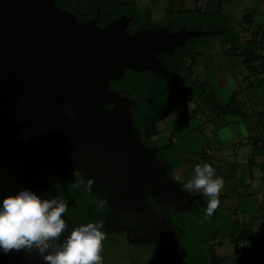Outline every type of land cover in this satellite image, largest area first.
I'll return each mask as SVG.
<instances>
[{"label":"water","instance_id":"95a60500","mask_svg":"<svg viewBox=\"0 0 264 264\" xmlns=\"http://www.w3.org/2000/svg\"><path fill=\"white\" fill-rule=\"evenodd\" d=\"M99 17L80 21L56 0H0V199L23 187L51 199L57 182L77 171L109 205L110 229L152 242L159 264H186L165 210L189 209L196 196L187 198L146 145L134 125L137 103L112 83L127 71L169 77L160 56L214 32H129L134 16L103 27ZM0 264L47 262L33 247L0 252Z\"/></svg>","mask_w":264,"mask_h":264},{"label":"crops","instance_id":"0c3cea01","mask_svg":"<svg viewBox=\"0 0 264 264\" xmlns=\"http://www.w3.org/2000/svg\"><path fill=\"white\" fill-rule=\"evenodd\" d=\"M195 1L192 7L197 1L202 7L213 1L226 23L220 35L238 27L239 38L233 46L218 35L211 48L197 46L187 56L192 87L156 124L151 141L160 144L157 151L164 150L172 177L182 185L195 165L203 163L212 164L224 180L220 203L210 216L205 212L209 198L202 190L183 191L187 198L196 196L191 210L203 216L187 227L203 254L200 260L191 258V264H264V0L263 5ZM138 263L136 257L123 260Z\"/></svg>","mask_w":264,"mask_h":264},{"label":"rangeland","instance_id":"374dc122","mask_svg":"<svg viewBox=\"0 0 264 264\" xmlns=\"http://www.w3.org/2000/svg\"><path fill=\"white\" fill-rule=\"evenodd\" d=\"M93 0H62L61 2L65 6H70L77 11H80L83 14H88L91 11V2ZM104 1V7L109 13L113 7L118 6L121 16L126 15L128 17L134 16L133 22L127 28L129 32H133L134 29L148 28V29H157L161 26L170 27L173 31H177L180 26H186L187 29H193L197 31H212L217 32L221 28L223 29L224 23L221 22V16L216 11V7L211 1L208 5L205 1L204 6L199 7V3L195 4L192 7L195 0H187L186 5L181 9L178 7V3H181L182 0H99ZM254 1L258 5H263L262 0H249ZM63 8V5L60 4ZM177 9V10H176ZM206 9V10H205ZM250 9V8H249ZM263 9V8H262ZM173 10V12H172ZM176 10V11H174ZM255 11L250 10L249 14H253ZM102 11L100 10V15ZM248 14V16H249ZM95 17V16H94ZM94 17H89L88 19H92ZM100 18V17H99ZM210 18V19H209ZM83 20V19H80ZM99 22V20H98ZM179 26V27H178ZM103 27V26H100ZM239 29H231L226 31H220L222 35H220L221 39L224 41L232 40L237 44L236 40L239 38ZM217 42V34H203L197 38H192L188 42L185 43V46L180 48H175L171 55L163 54L160 56L162 59L165 68L171 72L172 74L169 77H162L164 79V84L171 86L169 91L174 93V91L179 90V87L183 89V91H190L192 84L190 83V72L188 71L185 64L187 63V56H191L193 51L197 46H201L207 49L210 45H213ZM207 45V46H206ZM177 51V52H176ZM173 58V59H172ZM173 61L176 62V66L174 67ZM178 62L182 65V67L178 66ZM138 75L129 76V73L126 72L125 77L122 80H126L128 85H135L134 88H139L140 90L143 88L144 90H148L149 82H151L152 76L147 75L148 72L137 73ZM130 77V78H129ZM129 78V79H128ZM120 80V81H122ZM148 81V82H147ZM189 81V82H188ZM119 81H114L112 83V88L118 91H122L119 87H116ZM163 86V82L161 83ZM130 85V86H131ZM189 87H188V86ZM127 86V85H126ZM158 86L162 88L159 84ZM132 87V86H131ZM150 87V86H149ZM125 91L131 95L127 89ZM149 91V90H148ZM170 92V93H171ZM171 93V94H172ZM185 93V92H184ZM145 94V92H144ZM169 95L166 92V95ZM133 96V95H131ZM146 96V95H145ZM134 125L136 128L137 120L134 115ZM139 129V128H138ZM140 130V129H139ZM142 134V131H140ZM144 142L147 146L155 148L157 150L158 145H155L154 142L148 141L144 139ZM157 147V148H156ZM164 150L157 152L158 157L164 159ZM78 176V183H82V177L79 172L75 171ZM57 186V185H56ZM190 210V211H189ZM197 210L191 208L184 209L183 211L176 212L172 209H166L165 213L168 214V223L178 230V235L176 236L173 242V248L178 252H186L185 263L191 264V258L194 257V260H200L203 254H199L200 250L197 249L194 237L190 234L191 230H188L189 227H193L197 223L203 221V216L195 214ZM199 213V212H198ZM111 214V211L109 212ZM108 218L109 216L106 215ZM68 221V220H67ZM88 222H92L99 226V230L105 233V238L102 241V249L101 255L103 256V264H123V260L127 258L136 257L139 260L138 264H159L158 259L154 256L155 245L148 241H136L134 240L129 231L124 228L112 230L107 223V220L104 218L101 225L97 223V221H92L91 217L88 218ZM188 227V229H187ZM189 231V233L187 232ZM69 231V228L67 229ZM65 232V235L67 233ZM183 235V238L181 236ZM187 239V241H186ZM131 245V246H130ZM184 249V250H183ZM183 250V251H182ZM172 264V263H165Z\"/></svg>","mask_w":264,"mask_h":264},{"label":"clouds","instance_id":"9594fccd","mask_svg":"<svg viewBox=\"0 0 264 264\" xmlns=\"http://www.w3.org/2000/svg\"><path fill=\"white\" fill-rule=\"evenodd\" d=\"M193 171L182 189L202 190L209 198L205 212L210 216L220 203L224 180L209 163L197 164ZM92 182L93 178H88L89 186ZM67 207L68 202L59 196L45 199L26 187L4 196L0 199V252L35 247L47 264H103L100 253L105 233L97 224L82 223L57 242L69 228L63 215ZM49 248L53 250L47 251Z\"/></svg>","mask_w":264,"mask_h":264},{"label":"trees","instance_id":"16d2710c","mask_svg":"<svg viewBox=\"0 0 264 264\" xmlns=\"http://www.w3.org/2000/svg\"><path fill=\"white\" fill-rule=\"evenodd\" d=\"M61 1L62 0H56L57 5L61 9L69 10L78 20L83 19L80 21H86L89 17H94L97 11L101 10L102 13L98 22L99 26L107 25L110 21L120 17L122 14L118 6L113 7V9L107 13L104 7V1L93 0L91 2V11H89L88 14H83L70 6L67 7ZM60 4L63 5V8ZM138 29H134V31ZM209 34H217V36L220 35L219 31ZM232 45L234 46L236 43L233 42ZM211 47L212 45L209 44V48ZM251 52L252 50L249 49L250 56L252 55ZM173 64L175 67L176 62L173 61ZM178 66L182 67L179 62ZM127 72L129 73V76L138 75L132 71ZM147 75L152 76L150 79L151 82H149L150 87L148 86L149 91L147 90V92L143 88L140 90L139 88H134L135 85L133 86L130 84L132 86L131 87L128 85L129 83H125V79L119 81L116 87L122 89L121 92L123 94L128 95L137 103L136 108L133 109V115H135V119L137 120V126L140 131H142L141 136L143 140L145 139L151 141V138L156 134V124L170 113L172 103L179 99L180 96L183 95L184 91L179 87V90L172 93L169 91L171 86L166 87L167 85L164 84V79L162 77L154 75L150 72H148ZM162 82L163 86L161 84ZM158 84L162 88H160ZM125 89L131 92V95L133 96L129 95ZM166 92H168L169 95H166ZM77 180L78 176L75 171H73L70 177L66 180H59L56 184L58 196L68 202L67 210L63 215L66 217V220H68L69 231L82 223L86 224L88 218L90 217L92 221H97V223L101 225L104 218L107 220L106 215L109 216L110 212L109 205L102 199V197L92 191V189H90L83 180L82 183H78Z\"/></svg>","mask_w":264,"mask_h":264},{"label":"built area","instance_id":"2783aa9c","mask_svg":"<svg viewBox=\"0 0 264 264\" xmlns=\"http://www.w3.org/2000/svg\"><path fill=\"white\" fill-rule=\"evenodd\" d=\"M198 5H199V7H202V2L201 1H198Z\"/></svg>","mask_w":264,"mask_h":264},{"label":"flooded vegetation","instance_id":"af4514ba","mask_svg":"<svg viewBox=\"0 0 264 264\" xmlns=\"http://www.w3.org/2000/svg\"><path fill=\"white\" fill-rule=\"evenodd\" d=\"M131 246V245H130Z\"/></svg>","mask_w":264,"mask_h":264}]
</instances>
